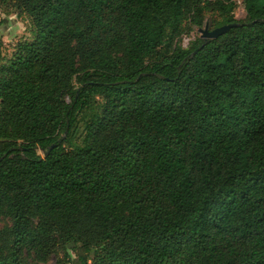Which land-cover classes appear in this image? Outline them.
<instances>
[{
    "label": "trees",
    "instance_id": "obj_1",
    "mask_svg": "<svg viewBox=\"0 0 264 264\" xmlns=\"http://www.w3.org/2000/svg\"><path fill=\"white\" fill-rule=\"evenodd\" d=\"M9 2L0 264H264V0Z\"/></svg>",
    "mask_w": 264,
    "mask_h": 264
},
{
    "label": "rangeland",
    "instance_id": "obj_2",
    "mask_svg": "<svg viewBox=\"0 0 264 264\" xmlns=\"http://www.w3.org/2000/svg\"><path fill=\"white\" fill-rule=\"evenodd\" d=\"M236 6L234 9V15L238 19L246 17V10L242 0H235ZM215 17V14L207 13L206 24L202 27L208 26L213 28L211 19ZM33 25L31 20L24 13H19V10L9 3L0 4V67L4 63H8L16 52V47L19 42L24 40L33 39ZM200 36V28H195L190 35L183 38L182 42L185 45L187 43L184 39L188 37L190 39ZM189 39V40H190ZM188 40V41H189ZM188 45V43H187ZM185 45V46H187ZM39 153L43 154L41 150ZM12 225V217L10 215H2L0 219V228ZM73 253L72 251H70ZM28 256V255H27ZM63 256L62 252L53 253L49 256L48 261L43 264H55L56 261ZM28 258L32 261H36L33 255H29Z\"/></svg>",
    "mask_w": 264,
    "mask_h": 264
},
{
    "label": "water",
    "instance_id": "obj_3",
    "mask_svg": "<svg viewBox=\"0 0 264 264\" xmlns=\"http://www.w3.org/2000/svg\"><path fill=\"white\" fill-rule=\"evenodd\" d=\"M229 28H230V25H223V26H220V27H216V28H214L212 30H209L208 26H206L205 28H200L201 38L204 39V40L216 38L219 35H221L224 32H226Z\"/></svg>",
    "mask_w": 264,
    "mask_h": 264
},
{
    "label": "built area",
    "instance_id": "obj_4",
    "mask_svg": "<svg viewBox=\"0 0 264 264\" xmlns=\"http://www.w3.org/2000/svg\"><path fill=\"white\" fill-rule=\"evenodd\" d=\"M185 36H187V35H185ZM185 36H184V37H185ZM184 37H183V38H184ZM189 39H190V38L188 37V39L185 38L184 40L189 44V42H190L192 39H195V37L192 38V39H190V40H189ZM188 40H189V41H188ZM187 43H185V45H187ZM182 45L185 46V45L183 44V42H182ZM185 47H186V46H185Z\"/></svg>",
    "mask_w": 264,
    "mask_h": 264
}]
</instances>
